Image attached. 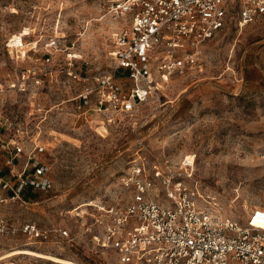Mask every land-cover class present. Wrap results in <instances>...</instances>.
I'll return each instance as SVG.
<instances>
[{
  "label": "rangeland",
  "instance_id": "obj_1",
  "mask_svg": "<svg viewBox=\"0 0 264 264\" xmlns=\"http://www.w3.org/2000/svg\"><path fill=\"white\" fill-rule=\"evenodd\" d=\"M104 16L96 4L77 0H0V83L17 85L2 98L17 123L12 138L44 149L53 181L49 193L22 197L1 214L17 227L60 228L87 242L52 236L40 243L18 234L0 240V258L31 250L77 264H117L112 254L91 246L83 220L71 211L92 212L84 206L90 202L125 205L130 192L123 179L142 161L152 173V156L168 173L191 174L215 191L223 218L244 220L264 208V15L244 27L231 15L222 32L199 45L197 68L171 77L130 111L92 112L80 120L76 102L64 103L82 92L65 72L69 65L82 76L110 73L124 89L131 86L110 56L116 25ZM21 46L32 49L28 59H12L8 50ZM47 58L46 66L36 62ZM29 70L60 74L45 90L22 92L20 80ZM154 188L164 202L161 182ZM0 264L57 263L16 256Z\"/></svg>",
  "mask_w": 264,
  "mask_h": 264
},
{
  "label": "built area",
  "instance_id": "obj_2",
  "mask_svg": "<svg viewBox=\"0 0 264 264\" xmlns=\"http://www.w3.org/2000/svg\"><path fill=\"white\" fill-rule=\"evenodd\" d=\"M77 1L96 4L116 25L110 56L116 71L125 73L131 85L124 89L110 73L82 76L69 65L65 72L82 85V92L64 103L76 102L80 120L92 112L130 111L160 92L171 77L197 68L199 45L222 32L231 15H238L242 27L264 15V0ZM31 50L21 46L8 52L12 59L25 61ZM36 62L46 66L51 60ZM58 74L26 71L21 91L45 90L46 82L52 83ZM16 87L0 83V240L21 234L40 243L52 236L71 244L87 243L60 228L11 225L1 214L3 206L22 200L26 192L49 193L53 188L44 149L35 141L12 138L19 131L2 98ZM152 157V173L142 161L123 179L130 192L125 205L90 202L84 206L92 212L80 214L81 207L71 211L83 220L81 229L95 250L112 254L117 264H264V208H255L244 220L223 218L215 191L191 174L168 173ZM156 181L162 184V203L153 195ZM88 219L90 223L84 221Z\"/></svg>",
  "mask_w": 264,
  "mask_h": 264
},
{
  "label": "bare ground",
  "instance_id": "obj_3",
  "mask_svg": "<svg viewBox=\"0 0 264 264\" xmlns=\"http://www.w3.org/2000/svg\"><path fill=\"white\" fill-rule=\"evenodd\" d=\"M16 256H30V257H34V258H38V259L51 261V262L57 263V264H77L76 262L68 260V259H62L59 257L34 252L31 250H16L4 258H0V262L6 258H11V257H16Z\"/></svg>",
  "mask_w": 264,
  "mask_h": 264
},
{
  "label": "trees",
  "instance_id": "obj_4",
  "mask_svg": "<svg viewBox=\"0 0 264 264\" xmlns=\"http://www.w3.org/2000/svg\"><path fill=\"white\" fill-rule=\"evenodd\" d=\"M23 198L26 199V200H29V199H34L36 198V195L31 193L30 191L29 192H26L24 195H23Z\"/></svg>",
  "mask_w": 264,
  "mask_h": 264
}]
</instances>
